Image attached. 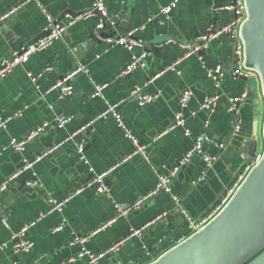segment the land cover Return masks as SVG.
<instances>
[{
	"label": "crops",
	"instance_id": "crops-1",
	"mask_svg": "<svg viewBox=\"0 0 264 264\" xmlns=\"http://www.w3.org/2000/svg\"><path fill=\"white\" fill-rule=\"evenodd\" d=\"M40 1L0 0V61L45 30V12L65 23L68 16H73L71 12L76 15L88 10L94 0ZM172 1L175 7L167 17L162 15L160 8ZM231 1L128 0L123 8V0H103L108 12L106 22L111 25L106 32L115 31L118 38L131 33L132 38L145 42L173 39L175 43L155 44L161 50L145 53L136 71L134 68L121 76L131 57L142 53V46L129 50L106 39L89 40L90 27L97 22L92 15L69 25L61 38L30 55L27 62L0 81V117L14 115L5 128L0 127V184L19 165L20 155L33 160L44 154L0 193V264L14 260L22 264L65 263L80 248L73 244V238L92 232L86 247L105 254L97 263L80 257L69 264H148L189 233L173 196L193 218L215 210L222 195L249 165L246 157L252 110L248 101L241 106L242 130L236 134L239 115L227 109L228 100L248 92L246 83L232 74L236 61L228 33L211 40L201 53L185 57L180 44L196 42L200 33L233 20ZM180 58L174 70L160 73ZM79 65L88 73H76L70 80L72 94L60 98L52 86ZM217 66L222 73L216 78L218 82L210 75ZM147 76L148 94H154V98L140 104L134 96ZM99 84L105 87L100 96H93ZM185 90L192 94L182 110L183 125H175L178 100ZM214 96L212 110L199 111L200 101ZM113 103H118L125 128L112 116L98 117L107 104ZM61 115L70 116V120L63 126L55 125ZM88 123L72 143L65 140ZM43 125L40 135L21 150L10 146V140L22 139ZM125 129L145 146L146 156L135 154L118 165L135 148ZM198 134L205 135L202 151L213 156V163L205 166L201 154H194L172 177L170 192L158 190L137 208L122 214V208L156 188L158 176L179 163ZM82 138L83 151L75 153L74 139ZM263 149L261 139L255 153ZM110 169L105 178L108 194L87 186L61 211L38 218L48 210L51 200H62L84 186L89 173ZM32 179L36 183L28 185L27 180ZM27 188L32 191L26 192ZM29 223L24 236L33 246L28 252L14 254L11 243L18 239L14 236ZM106 223L109 225L101 228ZM137 229L141 232L130 236ZM115 242L121 244L110 251Z\"/></svg>",
	"mask_w": 264,
	"mask_h": 264
},
{
	"label": "built area",
	"instance_id": "built-area-1",
	"mask_svg": "<svg viewBox=\"0 0 264 264\" xmlns=\"http://www.w3.org/2000/svg\"><path fill=\"white\" fill-rule=\"evenodd\" d=\"M175 5H176V2L172 1L169 4L162 6L160 8V13L167 17L169 15V13L172 11V9L175 7ZM231 8L233 9V12L235 14V18L233 20H231L229 23H227V24H225L219 28H214V30L212 32H208V31H210V30H208L207 33L199 36L198 40L196 42H193L190 44H180L185 49V52L182 55V57L197 54L211 40L215 39L220 34L226 32L230 35V37L234 38L236 40V43H237V45H236V47H237V49H236V67L233 69L232 74L234 76L241 75V74H244V75L254 74L255 71H253L252 69L245 66L244 45H243L242 38L240 36V27H241L242 23L247 18L246 2H245V0H235V6H231ZM8 14L9 13H7L4 17H6ZM92 15L96 16L97 21H98V26H101L106 21L107 16H108V12L106 10V7L104 5L103 0H94L92 5L90 6V8L88 10L83 11V12L78 13V14L73 15V16H68V19L66 20L65 23L57 22V23L53 24V21H54L53 17L50 14L45 12V16H46V20H47L46 28L48 26H52L51 30L46 35L38 38L36 41H34L30 44H26L24 46H21L18 49L12 50V52L10 53L9 56L3 58L0 61V81L8 73H10L14 68H16L17 66H21L25 62H27L30 55H32L33 53H35L37 51H41V50L47 48L54 40L61 38V36L63 35V33L65 32L66 28L69 25L73 24L74 22H76L79 19L87 18V17L92 16ZM2 19H3V17L0 18V20H2ZM130 35H131V33L129 34V36H126V37H120V38H115V39L114 38H106V41L109 44L122 45L129 50H131L133 48V46H135V45L141 46V44L138 41L134 40ZM164 43H168V44L169 43H175V40L168 39ZM144 56H145L144 52L137 54V55H133L131 57L130 62L128 64H126L124 66V68L121 70L120 75L122 76V75L127 74L132 69H134L136 67V65L141 66L143 64L142 62H143ZM180 60H181V58L175 60L174 62H172L170 64H167L164 68H162L160 73L166 72L169 70H174L177 67V65L179 64ZM78 72H82L84 74H87L88 70L85 66L79 65V66L73 68L72 70H70L65 76H63L61 79H59L52 86L53 89H56L58 91L60 98H63V97H66V96L72 94L73 87H72L70 80ZM210 75H212V78L214 79V81L218 82L216 78H220L222 76V73L220 71V67L217 66L213 70V74L210 73ZM104 87H105V84L96 85L94 92H93V96H96V97L100 96L102 89ZM191 94H192L191 90H185L180 95L179 100H178L179 110L175 114V125H183L182 110L187 106V103L191 97ZM246 96H247V93L242 92L240 94H237V95L230 97L228 100V108L227 109L229 111L238 113L240 103L246 98ZM153 98H154V94H146L143 96L142 101H140L139 103L142 104V103L150 102ZM215 98H216L215 96L209 97V98H204L203 104H201V106L199 108L209 109V111H211L213 108V104L215 103ZM117 106H118V103L107 104L106 108L98 115V117H106L108 115L112 116L116 120L118 126L125 128V126L122 123L121 115L117 110ZM13 117H14V115H8V116L0 117V127L5 128L7 123ZM69 120H70V116L61 115L57 118L56 122L59 126H63ZM205 124H206V122H205ZM88 125H89V123L81 126L78 130H76L75 132L70 134L65 140L67 141V140L73 139V137L77 133L85 130L88 127ZM44 127H45V125L39 126L36 129H33L22 139L10 140V142H9L10 146L14 150H17V151L21 150L22 148H24V144L26 142H28L31 138L35 137L37 134L42 132ZM237 129H238V125L235 126V130H237ZM125 131H126L125 135L131 139L135 148H134L132 153L124 156L120 160L118 165L121 162L128 160L130 157H132L135 154L146 156L145 146L139 145L136 138L128 130L125 129ZM205 138L206 137L204 134L196 135L193 138V142H192L191 147L185 152L183 157L180 159L179 163L176 166H174L173 168H171L168 172H166L164 174H160L158 176V182H157L156 188L152 192L138 198L134 203H132V205H129V206H126L125 208H122L120 210L121 213L126 214L129 210H131V208H137L145 199H147L152 194L156 193L158 190H164L166 192H170V190H171L170 182L172 180V177L176 175L179 168L183 164L188 162L194 154H201L202 160L205 162V166H210L213 163L214 158H213V156L208 155L207 153H204L202 151L203 141L205 140ZM75 144L77 147V151L79 153H81L83 151V148H84L85 140L82 138L79 141H77ZM43 156H44V154L35 157L33 160L25 159L24 164L18 170H16L14 173H12L10 176H8L6 179H4L3 182L0 184V193L6 189V186H7V184H9V182L20 177L25 171L30 170L32 168V166L35 164V162L40 160ZM262 156H263V150L257 151L255 153L252 161L245 168V172H243L239 176V178L236 180V182L222 195L221 199L219 200L218 204L215 207V210L210 214H207L201 218H193L182 208V206L179 204L177 197L173 196L175 207L178 208V210L183 214L185 222L187 223L186 225H187L188 230H189V233L186 236L181 237L177 241V244L183 242L188 237H190L191 235L198 232L200 229H202L206 224H208L221 211V209L229 202L231 197L234 195L236 190L239 188V186L241 185L243 180L246 178V176L250 172V170L262 159ZM109 171H111V169L95 174L93 180L88 182L86 184V186L84 185V186L79 187L78 189L74 190L73 193L69 194L67 197L63 198L62 200H51L48 210L46 212L40 214L38 216V218H41L42 216H45L46 214H50L52 212L61 211L64 204L70 198H72L74 195L79 194L87 186H94V188L99 193L108 194L109 193V187L106 184L105 178H106V175L108 174ZM26 183L28 185H34L36 183V181L32 179V181L27 180ZM30 225H31V223L20 228L19 232L16 233L17 236H14V237L18 238L11 243L12 251L14 254H17L19 252H28L31 250L33 243L24 236L27 228ZM108 225H109V223H106V224L102 225L101 228H105ZM57 229H59V228H57ZM140 232H141V229L133 230L131 232L130 236L138 234ZM93 234H94V232H92L91 234H85L82 236H75L73 238L72 242H73V244L79 245L80 248L74 257L69 258L65 263H62V264H69L75 258H80V257H86L89 260V262L97 263V261L105 253L96 254V253H93L91 250H89L86 247V242L88 241L89 237ZM119 244H121V242L112 246L110 248V251L114 250L116 247H118ZM11 264H22V263L18 260H14Z\"/></svg>",
	"mask_w": 264,
	"mask_h": 264
},
{
	"label": "water",
	"instance_id": "water-1",
	"mask_svg": "<svg viewBox=\"0 0 264 264\" xmlns=\"http://www.w3.org/2000/svg\"><path fill=\"white\" fill-rule=\"evenodd\" d=\"M37 1L41 3L40 0ZM245 2L247 18L240 27V36L244 45L245 66L255 73L236 75L246 83L245 89L248 94L240 103L238 110L240 122L237 124L238 129L235 133L238 134L242 130L240 108L244 102L248 101L252 110V133L249 136L246 161L250 163L261 139L264 145V0H245ZM127 3L128 0H123V8ZM229 5L235 6V0H232ZM71 15H75V12H71ZM53 19V24L58 22V18L53 17ZM110 26L106 21L98 26L97 21L94 26L90 27L87 38L98 42L106 38H118L115 36V31L110 33L105 31ZM51 28L52 26H48L40 34L30 40H25V42L30 44L36 41L46 35ZM213 30L214 28L208 32ZM205 33L207 32L200 33L198 36ZM133 39L141 44V51L146 54L153 50H161L160 46L155 48L154 45L159 43L162 45L166 41L145 42L136 37ZM230 40L236 61L237 43L232 37ZM190 43L193 41L191 40ZM135 68L136 71L139 65H136ZM149 80L150 77L147 76L143 86L136 91L134 99L137 102L142 101L143 96L149 93L147 87ZM203 101L204 98L200 101L199 107ZM199 111L208 112L209 109L199 108ZM260 115H262L261 120ZM72 140L67 141L71 142ZM74 141L77 142V139ZM74 148V152L77 153V147ZM20 157V163L15 170L20 168L26 159L24 156L20 155ZM15 170L5 177L14 173ZM94 176V173H89L88 179L82 184L86 185L93 180ZM23 181L25 183V180ZM13 183L14 181L9 182L6 188ZM30 191H32L31 188L26 189V192ZM117 243L115 242L114 245ZM148 264H264V149L262 159L250 170L229 202L208 224L183 242L167 249Z\"/></svg>",
	"mask_w": 264,
	"mask_h": 264
},
{
	"label": "rangeland",
	"instance_id": "rangeland-1",
	"mask_svg": "<svg viewBox=\"0 0 264 264\" xmlns=\"http://www.w3.org/2000/svg\"><path fill=\"white\" fill-rule=\"evenodd\" d=\"M262 119V115H260V120Z\"/></svg>",
	"mask_w": 264,
	"mask_h": 264
}]
</instances>
